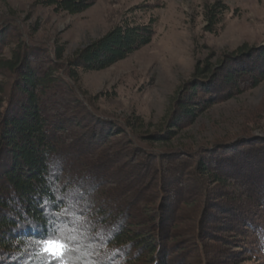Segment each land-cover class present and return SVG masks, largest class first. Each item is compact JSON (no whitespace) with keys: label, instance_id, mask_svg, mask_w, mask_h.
Returning a JSON list of instances; mask_svg holds the SVG:
<instances>
[{"label":"trees","instance_id":"16d2710c","mask_svg":"<svg viewBox=\"0 0 264 264\" xmlns=\"http://www.w3.org/2000/svg\"><path fill=\"white\" fill-rule=\"evenodd\" d=\"M96 1L35 3L79 15ZM221 11L218 3L207 7L208 23L215 25ZM9 29L18 34L5 44L8 57L0 58V264H41L33 242L47 236L52 222L79 237L69 264H264V136L243 128L196 149L149 145L173 139L174 128L191 123L215 101L258 87L264 81V47H240L217 68L196 67L175 101L172 129L142 135L138 117L121 121L99 113L82 91L80 76L107 70L149 45L152 22L116 27L66 61L57 49L36 61L44 47L34 45L14 21H0L1 34ZM214 83L218 90L210 94L206 89ZM60 89L75 99L74 111L57 101ZM77 108L91 125L76 152V139L67 142L66 135H76L73 125L82 127ZM128 152L140 156L130 163L150 176L141 175L139 183L127 178L126 191L117 188L127 194L119 207L109 198L116 193L100 192L116 185L104 184V176L85 165L93 163V154L103 164L127 161Z\"/></svg>","mask_w":264,"mask_h":264},{"label":"rangeland","instance_id":"374dc122","mask_svg":"<svg viewBox=\"0 0 264 264\" xmlns=\"http://www.w3.org/2000/svg\"><path fill=\"white\" fill-rule=\"evenodd\" d=\"M215 3L222 11L218 22L212 26L205 13L206 8ZM0 21H14L34 45L43 46V50L35 54L36 61L41 62L56 49L61 50L62 60L66 61L116 27L152 22L154 37L149 45L107 70L80 76L82 91L94 100L99 113L121 121L138 117L141 123L138 133L142 135L172 129L170 115L173 108L176 111L175 101L188 87L196 67L199 70L205 65L217 68L224 55L240 47H264V0H97L79 15L54 12L52 8L36 5L35 0H7L0 2ZM16 34L15 29L0 32V58L8 57L10 47L6 48L5 44L11 39L14 41L12 37ZM218 85L214 83L206 91L212 94L218 90ZM72 97L63 89L58 91L57 101L65 111H74L76 103ZM78 111L76 114L81 116L77 120L82 127L74 128L73 125L76 135L67 134V142L77 141L91 125L88 114L84 110ZM243 128L250 129L255 136H264V81L255 89L215 101L198 112L191 123L184 122L174 128L173 139L150 140L149 145L152 150L196 149L219 138L238 135ZM81 139L84 142L83 136ZM82 142L73 141L75 151L78 146L82 147ZM121 143L122 146L125 144ZM132 153L128 152L127 161L122 158L106 164L98 159L99 155L93 154L90 156L93 163L85 165L94 174L104 176V184L112 182L116 185L100 188V192L103 195L116 193L109 198L119 207L127 194L121 195L122 190L117 188L120 186L126 191L128 184L124 181L127 178H134L133 181L139 183L141 175L150 176L147 169L134 164L136 161L130 163L136 156ZM139 159L137 155L136 160ZM125 162L127 166L122 165ZM210 224L205 223L207 230L220 233L218 227Z\"/></svg>","mask_w":264,"mask_h":264},{"label":"snow or ice","instance_id":"6c2138e0","mask_svg":"<svg viewBox=\"0 0 264 264\" xmlns=\"http://www.w3.org/2000/svg\"><path fill=\"white\" fill-rule=\"evenodd\" d=\"M52 223L53 228L47 236L33 242L35 256L41 260V264H69L70 253L76 250L74 244L79 237L66 235L68 229Z\"/></svg>","mask_w":264,"mask_h":264}]
</instances>
